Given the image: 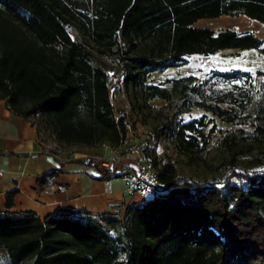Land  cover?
I'll use <instances>...</instances> for the list:
<instances>
[{"label": "trees", "instance_id": "16d2710c", "mask_svg": "<svg viewBox=\"0 0 264 264\" xmlns=\"http://www.w3.org/2000/svg\"><path fill=\"white\" fill-rule=\"evenodd\" d=\"M239 15L264 25V0H0V100L35 127L42 145L53 134L65 144L120 147L129 119L112 104L110 76L94 59L109 52L121 68L117 91L123 82L145 101L179 97L178 113L203 110L264 134V71L212 70L201 81L190 75L145 84L150 73L181 67L192 55H264V40L250 32L193 26ZM72 29L86 40H75ZM176 125L169 138L182 152L216 135L205 116ZM155 176L166 192L127 207L123 220L0 212V264H264V172L197 182L165 165ZM15 193L6 194L7 209Z\"/></svg>", "mask_w": 264, "mask_h": 264}, {"label": "rangeland", "instance_id": "374dc122", "mask_svg": "<svg viewBox=\"0 0 264 264\" xmlns=\"http://www.w3.org/2000/svg\"><path fill=\"white\" fill-rule=\"evenodd\" d=\"M243 18L245 17L242 15L235 16L232 18L233 23L224 26H230L229 29L241 33L250 32L264 40V27H262L264 25L247 22ZM205 27L216 29L215 32L219 29L218 25L209 24ZM71 35L77 41L86 40L82 31L72 29ZM94 59L95 63L102 66L110 76L112 104L117 111H123L129 119L124 143L117 148H112L108 144L89 148L79 144L57 142L52 134L47 137L43 145L50 154L65 161L90 160L97 164L98 169L105 172L116 173L115 168L121 167L118 172L125 174L130 173L126 166L128 164L137 167V170L131 173L141 172L147 167L156 173L165 165H171L176 178L192 179L197 182L223 180L229 172L245 171L249 174L264 172V134L257 133L254 127L233 125L210 112L198 109L178 113L179 104L182 102L179 97L171 103L163 99L145 101L138 88L132 85L126 86L123 82L120 83L118 86L120 89L117 91L115 82L121 70L118 55L109 52L100 55L94 52ZM212 70H241L251 73L264 71V55L258 51L217 53L206 57L192 55L181 67L170 68L162 73H150L145 84L161 86L168 79L190 75L201 81ZM260 81L261 78H257V87ZM202 116L206 118L207 130L215 126L216 135L206 144L199 141L197 148L185 146V151H180L169 138L176 132V124L186 123ZM48 132L51 134L52 127H49ZM231 182L237 181L233 178ZM143 196L145 200L149 198ZM124 214L117 217L123 220ZM3 258V253L0 251V263L4 261Z\"/></svg>", "mask_w": 264, "mask_h": 264}, {"label": "crops", "instance_id": "0c3cea01", "mask_svg": "<svg viewBox=\"0 0 264 264\" xmlns=\"http://www.w3.org/2000/svg\"><path fill=\"white\" fill-rule=\"evenodd\" d=\"M233 17L235 16H231V19L229 16L201 19L193 26L206 28L209 24L218 25L216 33L233 30L229 29L230 26H224L229 25ZM243 19L257 24V21L247 17ZM235 51L257 50L231 49L218 53ZM89 162L90 160L65 161L45 151L35 127L8 111L4 100H0V212H31L41 219L59 210L94 217H117L124 214L127 207L145 201L143 195L129 190L124 177L111 178L105 175L107 171L98 169L94 162L88 165ZM126 166L129 174L137 170L134 165ZM115 169L119 173L121 167ZM51 171H56L57 174L51 178L46 177L40 184L37 183L38 179ZM14 190L16 193L13 196V205L7 209L6 194ZM0 251L4 257L5 249Z\"/></svg>", "mask_w": 264, "mask_h": 264}, {"label": "built area", "instance_id": "2783aa9c", "mask_svg": "<svg viewBox=\"0 0 264 264\" xmlns=\"http://www.w3.org/2000/svg\"><path fill=\"white\" fill-rule=\"evenodd\" d=\"M124 178L127 180L130 191L141 193L148 197L166 192L165 184L156 178L154 171L150 167L138 173L126 174Z\"/></svg>", "mask_w": 264, "mask_h": 264}]
</instances>
